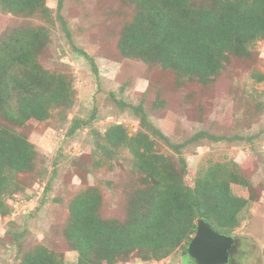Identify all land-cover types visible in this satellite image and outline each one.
I'll use <instances>...</instances> for the list:
<instances>
[{"label": "rangeland", "instance_id": "obj_1", "mask_svg": "<svg viewBox=\"0 0 264 264\" xmlns=\"http://www.w3.org/2000/svg\"><path fill=\"white\" fill-rule=\"evenodd\" d=\"M45 4L52 10L54 23L37 12H9L0 0V44L42 30L44 46L36 63L51 74H68L75 101L67 112L51 110L48 121L30 122L22 128L0 113L2 126L25 134L36 146L46 172L42 179L19 174V191L7 196L13 214L0 217V264H19L20 248L27 250L37 244L57 252L64 264H77L79 255L65 240L63 228L69 202L85 188L101 190L103 218H126L128 195L141 175L130 165L128 153L111 162L100 156L98 164L93 149L94 136L103 135L111 124L123 125L129 136L140 131L138 118L128 105L143 106L147 120L174 144H187L199 132L225 138L194 142L182 149L187 164L185 182L193 187L212 164H237L251 188L232 186L235 194L250 198L241 225L232 234L242 240L235 264H264V40L257 42L250 60L232 57L208 86L179 85L173 75L158 67L120 54V31L132 18L134 0H64L60 13L71 41L56 20L58 0H45ZM72 45L94 59L97 74ZM78 117L90 121L68 136L69 125ZM155 141L159 153L177 157L163 140ZM14 235L19 240L13 241ZM185 251L181 248L166 259L149 262L135 253L115 264H189Z\"/></svg>", "mask_w": 264, "mask_h": 264}, {"label": "trees", "instance_id": "obj_2", "mask_svg": "<svg viewBox=\"0 0 264 264\" xmlns=\"http://www.w3.org/2000/svg\"><path fill=\"white\" fill-rule=\"evenodd\" d=\"M63 2L58 0L56 20L71 41L60 13ZM1 6L12 13H41L47 22H55L45 0H1ZM134 6L131 20L120 31V54L158 67L173 75L179 85L208 86L232 57L250 60L257 42L264 40V0H134ZM39 31L0 44V113L20 128L30 122L48 121L51 110L65 113L75 101L68 74H51L36 63L45 38ZM72 48L90 61L97 74L94 59L75 45ZM127 107L138 118L140 131L129 136L123 125L111 124L103 135L94 136L93 153L98 164L100 156L111 162L128 153L140 181L128 195L124 220L101 216L103 200L98 187L85 188L71 199L63 236L79 255L77 264H115L135 253L146 262L161 261L187 248L198 219L222 234L232 235L250 202V198L235 194L232 186L249 190L250 182L232 162L210 165L193 187L188 186L187 164L181 156L187 144L225 138L199 132L187 144H174L147 120L143 106ZM89 121L74 118L67 135L73 136ZM155 138L163 140L177 157L159 153ZM39 160L36 146L25 134L0 124L1 218L13 214L6 198L19 191V174L45 177ZM17 240L19 236L14 235L13 241ZM18 255L19 264H64L57 252L42 244L20 248Z\"/></svg>", "mask_w": 264, "mask_h": 264}, {"label": "water", "instance_id": "obj_3", "mask_svg": "<svg viewBox=\"0 0 264 264\" xmlns=\"http://www.w3.org/2000/svg\"><path fill=\"white\" fill-rule=\"evenodd\" d=\"M235 244L234 236L222 234L198 219L196 233L185 251V263L229 264Z\"/></svg>", "mask_w": 264, "mask_h": 264}, {"label": "flooded vegetation", "instance_id": "obj_4", "mask_svg": "<svg viewBox=\"0 0 264 264\" xmlns=\"http://www.w3.org/2000/svg\"><path fill=\"white\" fill-rule=\"evenodd\" d=\"M233 236V235H232ZM235 237V240H236V244H235V247H234V249L231 251V254H230V263L229 264H235V262H236V257L238 258V257H240L241 256V254H240V241H242L240 238H238V237H236V236H234Z\"/></svg>", "mask_w": 264, "mask_h": 264}]
</instances>
